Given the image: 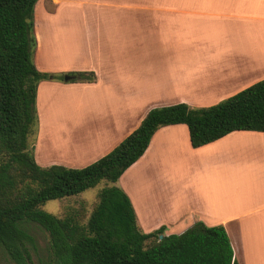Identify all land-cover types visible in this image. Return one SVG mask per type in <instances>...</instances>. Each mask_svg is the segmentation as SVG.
Instances as JSON below:
<instances>
[{
    "label": "crops",
    "instance_id": "0c3cea01",
    "mask_svg": "<svg viewBox=\"0 0 264 264\" xmlns=\"http://www.w3.org/2000/svg\"><path fill=\"white\" fill-rule=\"evenodd\" d=\"M34 35L37 69L63 78L38 83L44 167H84L153 107L210 106L264 78V0H37ZM77 71L94 80L71 81ZM47 132L74 159L43 152ZM114 184L143 231L222 225L238 264H264V131L193 147L186 124L161 126Z\"/></svg>",
    "mask_w": 264,
    "mask_h": 264
},
{
    "label": "trees",
    "instance_id": "16d2710c",
    "mask_svg": "<svg viewBox=\"0 0 264 264\" xmlns=\"http://www.w3.org/2000/svg\"><path fill=\"white\" fill-rule=\"evenodd\" d=\"M36 2L0 0V246L16 264L30 262L37 243L24 223H31L48 234L49 264H238L222 225L198 220L180 233L166 234L165 226L145 232L129 197L116 185L101 189L86 220L77 213L57 217L42 206L101 180L115 183L161 126L186 124L193 147L235 130L264 131V78L210 106L153 107L115 147L84 167H43L28 142L38 123L37 85L63 78L35 65ZM70 74L71 81L95 77L90 71Z\"/></svg>",
    "mask_w": 264,
    "mask_h": 264
},
{
    "label": "rangeland",
    "instance_id": "374dc122",
    "mask_svg": "<svg viewBox=\"0 0 264 264\" xmlns=\"http://www.w3.org/2000/svg\"><path fill=\"white\" fill-rule=\"evenodd\" d=\"M36 96H37V91H36ZM36 111H37V107H36ZM37 116H38V112H37ZM38 128L39 126L37 123V128L34 134L30 135L28 138V142H30L33 145H35L34 142L36 141L37 138ZM44 138L45 139L42 140H45L44 142L46 143V145H51L50 146L51 150L42 149L43 152L47 154H51L55 158L68 159V160L74 159L73 152L71 150L67 151L69 148H72L69 143H68L69 145H67V143L63 142L59 137L57 136L55 137V134L53 132L50 133L47 132V134L45 133ZM106 185H115V184L110 183L106 180H101L95 186L87 188L78 194L66 196L60 199L49 200L46 203H44L42 209L57 217H64L67 214L77 213L78 215L81 214L83 216L82 220H86L92 207L98 201L99 192ZM24 226L28 227L30 232L34 235L37 243L36 250L30 251L31 261L28 262L27 264H49V255L47 252V247H48L47 232L35 224L24 223ZM0 264H16L1 246H0Z\"/></svg>",
    "mask_w": 264,
    "mask_h": 264
},
{
    "label": "water",
    "instance_id": "95a60500",
    "mask_svg": "<svg viewBox=\"0 0 264 264\" xmlns=\"http://www.w3.org/2000/svg\"><path fill=\"white\" fill-rule=\"evenodd\" d=\"M72 78V76H70V75H64V80L65 81H68V80H70ZM159 237H162V235H159Z\"/></svg>",
    "mask_w": 264,
    "mask_h": 264
}]
</instances>
